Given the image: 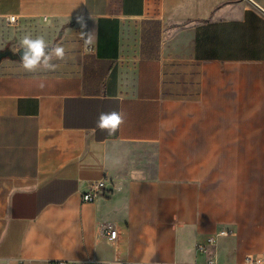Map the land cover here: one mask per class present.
Wrapping results in <instances>:
<instances>
[{
    "label": "crops",
    "instance_id": "obj_1",
    "mask_svg": "<svg viewBox=\"0 0 264 264\" xmlns=\"http://www.w3.org/2000/svg\"><path fill=\"white\" fill-rule=\"evenodd\" d=\"M24 34L66 54L47 71L0 62V259L196 264L197 245L222 229L234 233L218 239L221 262L264 250L263 11L0 0V46L20 49ZM112 111L125 122L110 136L96 122ZM105 177V193L84 201Z\"/></svg>",
    "mask_w": 264,
    "mask_h": 264
},
{
    "label": "clouds",
    "instance_id": "obj_2",
    "mask_svg": "<svg viewBox=\"0 0 264 264\" xmlns=\"http://www.w3.org/2000/svg\"><path fill=\"white\" fill-rule=\"evenodd\" d=\"M82 29L86 27L83 18H79ZM80 38L84 45L91 46L94 43L92 31H81ZM20 49L23 54L20 59V66L27 72H36L38 70H54L56 65L53 59L64 60L66 49L62 45L50 46L49 42L43 35L33 37L31 34H24L20 39ZM125 122L124 116L117 111L101 113L96 122V126L105 130L108 135H115L120 126ZM115 238V233H113ZM0 264H19L14 257L0 259ZM188 264H192L189 260ZM245 264H251L250 259Z\"/></svg>",
    "mask_w": 264,
    "mask_h": 264
},
{
    "label": "built area",
    "instance_id": "obj_3",
    "mask_svg": "<svg viewBox=\"0 0 264 264\" xmlns=\"http://www.w3.org/2000/svg\"><path fill=\"white\" fill-rule=\"evenodd\" d=\"M15 16H11L9 21H14ZM91 49V47H89ZM108 189V180L107 178H102L92 183L91 189L83 193L82 198L86 202L95 201L98 197L103 195L105 191ZM102 235L104 238L116 240L118 237V230L112 226H105L102 229ZM113 233H115V238H113ZM234 231L232 229H222L218 231L216 234L210 235L206 238L205 241L199 243L197 245L198 253L203 256V260L199 261L196 264H227L221 262L218 258L215 247L217 246L218 239L222 236H228L233 234ZM250 259L251 264H264V250L257 254H247L244 257L242 263L245 264L246 261ZM19 264H24L23 260L19 261ZM48 264H178L176 262H166V261H151V262H143V261H119L115 260L114 262H107L104 260L89 258L84 263L75 260V259H55L50 260Z\"/></svg>",
    "mask_w": 264,
    "mask_h": 264
},
{
    "label": "rangeland",
    "instance_id": "obj_4",
    "mask_svg": "<svg viewBox=\"0 0 264 264\" xmlns=\"http://www.w3.org/2000/svg\"><path fill=\"white\" fill-rule=\"evenodd\" d=\"M19 47L16 46L15 44L9 43L6 45H1L0 46V62L1 61H8V60H15V61H20L21 55H20V50L18 49ZM71 60L65 61V62H70ZM58 62H61L58 61Z\"/></svg>",
    "mask_w": 264,
    "mask_h": 264
},
{
    "label": "water",
    "instance_id": "obj_5",
    "mask_svg": "<svg viewBox=\"0 0 264 264\" xmlns=\"http://www.w3.org/2000/svg\"><path fill=\"white\" fill-rule=\"evenodd\" d=\"M253 5H255L257 8H259L261 11H263L264 12V9L261 7V6H259L257 3H255L253 0H249ZM22 54H23V49H21L20 50V55L22 56ZM1 56L2 55H0V58H1Z\"/></svg>",
    "mask_w": 264,
    "mask_h": 264
}]
</instances>
